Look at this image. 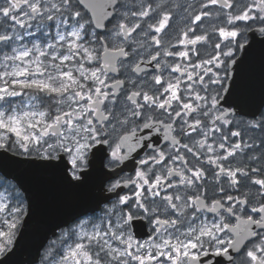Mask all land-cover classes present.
I'll use <instances>...</instances> for the list:
<instances>
[{
    "label": "snow or ice",
    "instance_id": "snow-or-ice-1",
    "mask_svg": "<svg viewBox=\"0 0 264 264\" xmlns=\"http://www.w3.org/2000/svg\"><path fill=\"white\" fill-rule=\"evenodd\" d=\"M0 264H264V0H0Z\"/></svg>",
    "mask_w": 264,
    "mask_h": 264
},
{
    "label": "water",
    "instance_id": "water-1",
    "mask_svg": "<svg viewBox=\"0 0 264 264\" xmlns=\"http://www.w3.org/2000/svg\"><path fill=\"white\" fill-rule=\"evenodd\" d=\"M67 199H68V201L70 202L71 201V199H72V197L71 196H69V197H67ZM30 254V250H24V252H22L21 254H20V256L18 257L19 259H23L24 257H26V256H28Z\"/></svg>",
    "mask_w": 264,
    "mask_h": 264
}]
</instances>
